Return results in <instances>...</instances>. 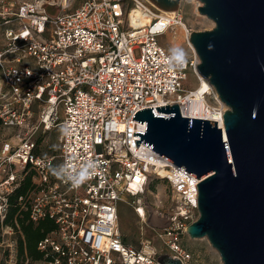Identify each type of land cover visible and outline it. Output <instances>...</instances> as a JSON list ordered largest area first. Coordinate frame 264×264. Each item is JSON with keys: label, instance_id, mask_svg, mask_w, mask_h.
Instances as JSON below:
<instances>
[{"label": "built area", "instance_id": "built-area-1", "mask_svg": "<svg viewBox=\"0 0 264 264\" xmlns=\"http://www.w3.org/2000/svg\"><path fill=\"white\" fill-rule=\"evenodd\" d=\"M151 8L147 0H0V264L17 261L22 234L16 220H5L26 177L31 189L17 200L19 213L34 225L49 220L55 226L37 243L42 259L33 264H159L163 253L192 264L182 242L198 218L199 181L144 140L136 148L133 133H144L145 122L132 117L147 108L167 117L155 108L177 105L182 117L223 129L226 107L198 75L197 56L169 69L167 57L175 53L159 39H168L175 21L158 16L147 22ZM188 73L209 87L201 95L213 100L209 118L188 114L196 92L185 88ZM56 127L57 153L42 154L38 138ZM89 161L94 174L72 187L66 180ZM157 169L169 176L159 177ZM152 178L171 190V209H154L156 220L147 210ZM120 203L153 233L138 247L121 235Z\"/></svg>", "mask_w": 264, "mask_h": 264}, {"label": "water", "instance_id": "water-1", "mask_svg": "<svg viewBox=\"0 0 264 264\" xmlns=\"http://www.w3.org/2000/svg\"><path fill=\"white\" fill-rule=\"evenodd\" d=\"M177 12L181 0H147ZM214 23L191 32L196 71L226 107L216 122L184 118L177 105L136 112L145 132L136 148H149L199 183L198 218L186 228L192 240L206 238L222 264H264V0H197ZM149 215L153 208L147 206ZM150 226L151 223L148 220ZM159 264H182L164 253Z\"/></svg>", "mask_w": 264, "mask_h": 264}, {"label": "rangeland", "instance_id": "rangeland-1", "mask_svg": "<svg viewBox=\"0 0 264 264\" xmlns=\"http://www.w3.org/2000/svg\"><path fill=\"white\" fill-rule=\"evenodd\" d=\"M19 3L24 0H13ZM197 0H181L179 9L175 13L176 17L182 20L188 32H204L209 31L214 27V23L203 15H200L198 8L202 6ZM153 13H156L151 8ZM160 44L168 49L172 48L168 42L167 36H162L159 39ZM179 48L184 49L187 53V58L192 59L196 56L194 49L188 41H184ZM179 54L178 52H171ZM188 81L185 88L194 89L197 84L191 73L187 74ZM208 104L213 105V100L209 99ZM0 132V140L2 139ZM59 127L53 128L47 133L38 138V143L42 148V154H56L58 148ZM147 204L153 209H157L163 213H168L171 209V190L168 183L160 178H152L147 186L146 192ZM154 213V212H153ZM118 224L123 239L130 245L138 247L142 238L152 237L153 233L141 224L137 215L131 207L126 203H120L118 206ZM184 247L192 256V264H222L216 250H214L206 238L192 240L188 236L183 239ZM155 246H159L157 241ZM164 254V253H163ZM17 264V261H16Z\"/></svg>", "mask_w": 264, "mask_h": 264}, {"label": "trees", "instance_id": "trees-1", "mask_svg": "<svg viewBox=\"0 0 264 264\" xmlns=\"http://www.w3.org/2000/svg\"><path fill=\"white\" fill-rule=\"evenodd\" d=\"M30 189L31 180L30 177H26L10 198L9 212L5 220L6 224L11 225L13 220H16L22 234V238L20 236L18 239L17 264H24L26 260H28V264H33L41 260L42 254L37 249V243L55 228L53 222L49 220H43L36 225L29 223L27 216L19 213L17 200Z\"/></svg>", "mask_w": 264, "mask_h": 264}, {"label": "bare ground", "instance_id": "bare-ground-1", "mask_svg": "<svg viewBox=\"0 0 264 264\" xmlns=\"http://www.w3.org/2000/svg\"><path fill=\"white\" fill-rule=\"evenodd\" d=\"M201 3L197 4V7L200 6ZM156 13L151 12L148 15L147 22L155 17H167L170 19H174V23L172 24L171 30L168 34L169 43L173 47H180L184 41H188V33L186 31V27L181 19H175L176 14L173 12H164L160 11L157 8H154ZM144 24V23H143ZM189 42V41H188ZM190 44V43H189ZM201 83V84H200ZM200 83L196 86V92L194 94V102H191L192 105L188 107L189 116H193L195 114L206 116L207 118L211 117L213 114V107L208 104L206 98L202 99L201 95L205 93L209 87L204 81H200ZM158 176L161 178H165L169 176V173L166 170L157 169ZM152 218L156 220V213H152Z\"/></svg>", "mask_w": 264, "mask_h": 264}, {"label": "clouds", "instance_id": "clouds-1", "mask_svg": "<svg viewBox=\"0 0 264 264\" xmlns=\"http://www.w3.org/2000/svg\"><path fill=\"white\" fill-rule=\"evenodd\" d=\"M169 52H178L179 54L169 55L167 57V63L169 69L172 71L182 69L187 63V53L184 49L179 47H173ZM96 164L94 161H89L83 169L79 170L74 179L66 180L72 184V187H79L81 184L86 182L94 174ZM53 171V170H52ZM53 175L57 176L59 179H64L59 172L53 171Z\"/></svg>", "mask_w": 264, "mask_h": 264}]
</instances>
